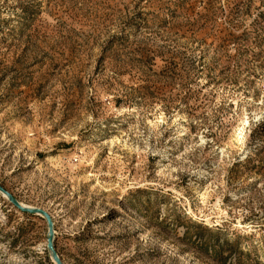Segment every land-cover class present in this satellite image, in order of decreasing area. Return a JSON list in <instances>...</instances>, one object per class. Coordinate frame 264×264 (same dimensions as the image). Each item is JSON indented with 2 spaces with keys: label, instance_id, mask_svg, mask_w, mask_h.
<instances>
[{
  "label": "rangeland",
  "instance_id": "374dc122",
  "mask_svg": "<svg viewBox=\"0 0 264 264\" xmlns=\"http://www.w3.org/2000/svg\"><path fill=\"white\" fill-rule=\"evenodd\" d=\"M0 186L63 264H264V0H0Z\"/></svg>",
  "mask_w": 264,
  "mask_h": 264
},
{
  "label": "water",
  "instance_id": "95a60500",
  "mask_svg": "<svg viewBox=\"0 0 264 264\" xmlns=\"http://www.w3.org/2000/svg\"><path fill=\"white\" fill-rule=\"evenodd\" d=\"M0 192L4 194L9 201L12 203L14 207H16L22 213H28L31 215H39L46 219L48 224V237H47V250L51 254L52 260L55 264H63L60 259L55 246H54V223L49 213L39 208H31L27 206H23L14 196L6 191L3 187L0 186Z\"/></svg>",
  "mask_w": 264,
  "mask_h": 264
},
{
  "label": "bare ground",
  "instance_id": "6f19581e",
  "mask_svg": "<svg viewBox=\"0 0 264 264\" xmlns=\"http://www.w3.org/2000/svg\"><path fill=\"white\" fill-rule=\"evenodd\" d=\"M243 139V141H242V144H244V143H247L248 141H249V139L247 138V137H243L242 138ZM1 193V192H0ZM2 194V193H1ZM3 196L5 197V198H7L4 194H3ZM21 203V202H20ZM22 204V203H21ZM23 205V204H22ZM23 206H26V205H23ZM28 207V206H27Z\"/></svg>",
  "mask_w": 264,
  "mask_h": 264
}]
</instances>
